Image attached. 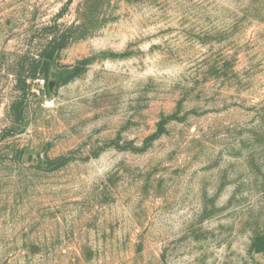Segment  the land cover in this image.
<instances>
[{"label": "rangeland", "instance_id": "374dc122", "mask_svg": "<svg viewBox=\"0 0 264 264\" xmlns=\"http://www.w3.org/2000/svg\"><path fill=\"white\" fill-rule=\"evenodd\" d=\"M0 264H264V0H0Z\"/></svg>", "mask_w": 264, "mask_h": 264}, {"label": "trees", "instance_id": "16d2710c", "mask_svg": "<svg viewBox=\"0 0 264 264\" xmlns=\"http://www.w3.org/2000/svg\"><path fill=\"white\" fill-rule=\"evenodd\" d=\"M49 58H50V56H47V59L48 60H49ZM41 67H42L41 68V71L43 73H45L47 71V68H48V62H43L41 64ZM31 72H32V74H30L29 79H31V80L36 79V75L38 74L37 70L36 69H33Z\"/></svg>", "mask_w": 264, "mask_h": 264}]
</instances>
